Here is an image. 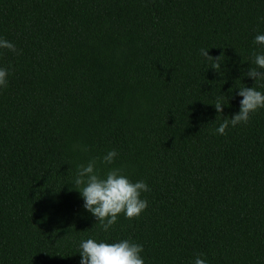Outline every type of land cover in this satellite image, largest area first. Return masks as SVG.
<instances>
[{
	"label": "trees",
	"instance_id": "16d2710c",
	"mask_svg": "<svg viewBox=\"0 0 264 264\" xmlns=\"http://www.w3.org/2000/svg\"><path fill=\"white\" fill-rule=\"evenodd\" d=\"M258 34L264 0H0V264H80L89 238L145 264H264V108L216 132L239 88L264 93L244 75ZM93 159L150 188L108 232L75 185Z\"/></svg>",
	"mask_w": 264,
	"mask_h": 264
},
{
	"label": "clouds",
	"instance_id": "9594fccd",
	"mask_svg": "<svg viewBox=\"0 0 264 264\" xmlns=\"http://www.w3.org/2000/svg\"><path fill=\"white\" fill-rule=\"evenodd\" d=\"M254 43L264 46V34H258ZM0 48L17 52L13 43L2 38ZM200 53L209 61H213V69H220V57L213 58L205 49H201ZM252 63L255 66L250 67L244 75L252 78L255 83L264 82V54L254 53ZM7 75V69H0V87H7ZM261 86L264 87V84ZM238 95L243 98L239 112L219 124L216 132L220 135L226 134L230 125L235 127L238 124H247L251 114L264 108V93L258 91L255 86L239 88ZM222 105V101L217 99L214 104L217 113L223 112ZM117 155L115 150H111L102 157L101 163L111 165ZM97 159L78 166L75 185L84 200V208L95 217L100 228L108 232L117 223L119 215L133 219L148 207V201L141 199V194L149 192L150 188L143 180L135 183L130 181L121 168H110L101 176L96 167ZM79 247L80 264H145L141 256L143 246L127 239L109 243L89 238L82 240ZM194 264H206V261L198 257Z\"/></svg>",
	"mask_w": 264,
	"mask_h": 264
}]
</instances>
